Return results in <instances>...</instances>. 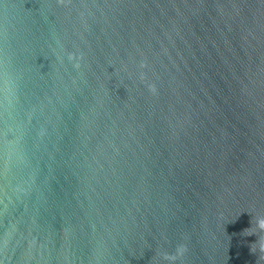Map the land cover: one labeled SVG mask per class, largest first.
I'll return each instance as SVG.
<instances>
[{
	"label": "water",
	"instance_id": "95a60500",
	"mask_svg": "<svg viewBox=\"0 0 264 264\" xmlns=\"http://www.w3.org/2000/svg\"><path fill=\"white\" fill-rule=\"evenodd\" d=\"M261 220L264 0H0V264H264Z\"/></svg>",
	"mask_w": 264,
	"mask_h": 264
},
{
	"label": "clouds",
	"instance_id": "9594fccd",
	"mask_svg": "<svg viewBox=\"0 0 264 264\" xmlns=\"http://www.w3.org/2000/svg\"><path fill=\"white\" fill-rule=\"evenodd\" d=\"M153 91H154V89H153ZM260 226L262 227V228H264V220H261V222H260ZM166 259L168 258V257H165ZM173 259H174V257H173Z\"/></svg>",
	"mask_w": 264,
	"mask_h": 264
}]
</instances>
